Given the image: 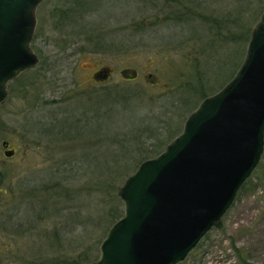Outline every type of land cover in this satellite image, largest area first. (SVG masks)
<instances>
[{"label":"trees","instance_id":"16d2710c","mask_svg":"<svg viewBox=\"0 0 264 264\" xmlns=\"http://www.w3.org/2000/svg\"><path fill=\"white\" fill-rule=\"evenodd\" d=\"M221 1L61 0L60 6L50 16V19H56L58 37L69 36L71 29L75 35L84 36L87 51L92 54H111L117 52L116 48L125 41L132 43L135 40L143 46L151 45L154 41H165L179 49L185 47L181 54L185 62L183 70L179 72H185L187 86L179 85L180 91L174 93L173 99L177 103L172 101V106L158 109L162 113L158 115H152L155 106H150L154 104L151 102L148 108L137 89L130 91L119 88L113 92L109 86H102V90L94 89L86 97L83 91L74 92L73 87L74 95L63 97L64 105L45 112L47 115L43 114L40 122L33 121L34 127H24L23 124L26 131L34 134L33 142L45 146V151L50 152L46 153L48 158L45 161L52 160L55 154L59 157L49 166L36 171L38 180L32 184L27 177H22L12 186L9 181L4 182L7 171L0 172V199L3 201L1 205L5 204L0 208V227L8 230L10 236L31 240L20 247L1 241L0 264H89L98 259L100 242L110 226L123 214V204L117 196L120 184L141 161L159 154L180 133V117L184 116L185 121L199 102L208 96L207 92L229 76L230 80L239 69L236 70L237 63L224 80H217L209 90L203 89L210 75L207 73L213 67L218 68V56L214 53L216 48L231 45L232 52L238 50L240 59L245 55L251 30L264 11V0H232L229 11L225 10ZM101 7L117 9L120 18L94 20ZM111 20L118 25V34L107 31ZM165 25L178 28L180 33L174 32L169 38L148 35V29ZM184 32L186 35L182 39ZM113 35H119L120 41H115ZM189 42L191 44L186 47ZM212 60L215 65L210 62ZM47 67L41 61L35 71L27 70L8 83L11 95L13 85L19 78L32 72L28 83L19 86L24 93L22 98L29 95L33 100L32 104L30 100L25 105L29 111L35 109V96L39 98L48 86L46 74L51 70ZM193 71L197 73L196 79L192 78ZM213 71L215 76L216 72ZM180 73L176 75L180 77ZM90 77L94 79L92 74ZM73 86H77L76 79ZM119 91H122V95L117 98L115 95ZM80 97L87 99V104L72 109L70 103ZM106 98H110V101L106 102ZM132 98L140 103L136 112L140 119L133 126L115 127L108 132L107 120L115 111L118 101L125 102ZM199 99L194 105V101ZM121 105L125 109L122 113L127 112L128 104ZM176 106L180 109V115H177ZM145 109L146 112L143 111ZM5 124L0 117V132ZM0 139H3L1 133ZM4 140L0 141L1 146ZM0 165L2 167L3 162ZM257 172L264 174V153L253 174ZM251 178L243 187L249 185ZM215 227L220 228L221 222L216 223ZM36 229L38 231H34ZM68 234L72 237H68ZM206 237L196 249L201 247ZM234 248L240 251L238 256L242 263L250 264L243 251Z\"/></svg>","mask_w":264,"mask_h":264},{"label":"water","instance_id":"95a60500","mask_svg":"<svg viewBox=\"0 0 264 264\" xmlns=\"http://www.w3.org/2000/svg\"><path fill=\"white\" fill-rule=\"evenodd\" d=\"M44 1L0 0V105L9 97L8 83L39 63L31 43ZM137 73L121 71L128 78ZM8 146L4 140V155L11 157ZM263 153L264 11L234 76L204 97L180 133L120 184L123 214L89 264L182 263L233 205Z\"/></svg>","mask_w":264,"mask_h":264},{"label":"rangeland","instance_id":"374dc122","mask_svg":"<svg viewBox=\"0 0 264 264\" xmlns=\"http://www.w3.org/2000/svg\"><path fill=\"white\" fill-rule=\"evenodd\" d=\"M221 2H224L226 11L231 10L232 0ZM60 4L61 0H46L36 11L37 25L31 47L38 56L39 63L41 61L45 62L51 71L46 74L49 79L47 88L44 89L39 98L35 96L33 104L35 109L29 111V108L25 107L31 97L27 95L26 98H22L24 93L19 86L28 83L30 74L35 71L34 69L37 68L39 63L35 68L30 69L32 71L30 74L22 75L19 78L18 82L13 85L12 94H9L7 101L0 105V117L6 122L0 133L3 139L9 142L7 149H13L15 152L13 156L6 157L3 154L6 148L0 145V154H2L0 155V163L3 162V166L0 165V172L7 171L4 182L9 181L12 186H14V182L22 177H27L32 184L38 180L39 174L36 171L49 166L59 157L55 154L52 155V160L45 161L48 158L46 153L48 154L49 151H45V146L41 147L33 142L34 134L26 131L23 124L24 127L27 125L33 126V121L40 122L42 115L46 114L45 112L57 109L58 105H64L65 102L62 103V99L66 95H74L73 87H75L74 92L83 91L86 97H88L87 94H92L94 89L99 88V90H102V86H109L113 92L119 88L130 91L137 89L140 92V98L148 104V108L155 106L152 115H158L162 114L160 110L164 107L172 106V101L177 103V100L173 99L174 93L180 91L178 89L179 85L187 86L185 72H179L183 70L182 67L185 62L181 55L185 47L179 49L174 44H166L165 41H154L151 45L144 44L143 46L141 43L137 44L136 40L133 41V39L132 43L125 41L120 44L116 48L117 52L92 54L88 52V46L83 41L84 36L75 35L71 32V29H69V36L67 37L56 35L58 33L55 30L56 19H50V16ZM119 14L115 8L101 7L96 12L94 20L101 21L107 18L116 20L120 18ZM114 20L108 22L107 31L110 30V32L118 34L116 30L118 25ZM174 32L180 33V30L170 25L148 29V35L157 38L166 36L169 38ZM184 34L186 35V33H183L182 39H184ZM113 36L115 41L120 39L119 35ZM190 44L191 42L187 43L186 47ZM240 47L241 45L238 46V49ZM214 53L218 56L216 57L219 60L218 68L213 67L216 72L215 76L213 70L207 73L210 75L203 88L204 90H209L217 80L219 82L224 80L225 76L231 73L238 63L237 70L244 57L240 59L238 50L235 53L232 52L231 45L222 49L220 47L216 48ZM210 62L215 65L214 60ZM203 67L208 70L207 66L203 65ZM101 68H103L102 70L109 68L113 70H110L112 73L109 79L99 78L98 82H95L90 75L96 70H101ZM123 69L137 70L138 76L135 79H129L121 74ZM178 73H180V77L176 75ZM230 77H227L221 84H217L207 94L218 91ZM192 78H197L196 71H193ZM73 79H76L77 86H73ZM121 93L122 91H119L115 96L119 98L122 95ZM60 100L61 102L58 103L57 101ZM105 100L109 102L110 98ZM199 101L200 99L194 101V105ZM87 102V99L80 97L74 99L70 105L72 109H76L82 104H87ZM118 102L115 111L107 120L106 129L108 132H111L115 127L133 126L140 119L136 115L140 103L135 101V98L125 102L119 100ZM151 102L154 104L153 106H150ZM29 103L32 104L33 100ZM123 103L128 104V111H125V113H122L125 110L121 108ZM89 104H91L90 101ZM178 108L177 115H180V109ZM143 111L146 112V109ZM183 121L184 116L180 117V131L183 127ZM3 139H0V141ZM51 146L54 148L53 145ZM258 176L261 178H257ZM251 177L249 185L243 187L242 190L240 189L241 191L237 194L235 202L221 219V227L214 226L207 234L201 247L195 248L180 264H243L238 256L240 251H237L234 247L243 251L250 264H264V174L257 172L252 174ZM0 179H2L1 174ZM2 202L0 199V208L5 205H1ZM90 209L92 208L90 207ZM4 230L0 227V242L8 241V243L20 247L24 242L26 245L31 241H27V238L24 240V237L10 236L8 230ZM34 231H38V229ZM68 237H72V235L68 234Z\"/></svg>","mask_w":264,"mask_h":264},{"label":"flooded vegetation","instance_id":"af4514ba","mask_svg":"<svg viewBox=\"0 0 264 264\" xmlns=\"http://www.w3.org/2000/svg\"><path fill=\"white\" fill-rule=\"evenodd\" d=\"M103 68H101V70H102ZM101 70H98L97 72L95 71V73L93 72L92 73V76L94 77V79L96 80V82H98V79L99 78H102V79H109V77H110V75H111V73L112 72H108V73H104V71H101ZM109 70H113L112 68H109ZM123 70H127V69H123ZM106 75V77H104ZM137 76H138V73H137ZM136 76V77H137ZM135 77V78H136ZM135 78H133V79H135ZM130 79V78H129ZM13 156V155H12Z\"/></svg>","mask_w":264,"mask_h":264}]
</instances>
